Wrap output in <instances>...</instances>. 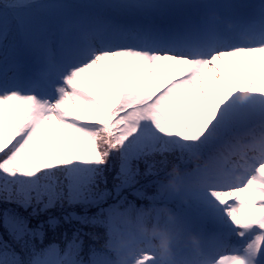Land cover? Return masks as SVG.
<instances>
[{
    "label": "snow or ice",
    "instance_id": "6c2138e0",
    "mask_svg": "<svg viewBox=\"0 0 264 264\" xmlns=\"http://www.w3.org/2000/svg\"><path fill=\"white\" fill-rule=\"evenodd\" d=\"M189 201L173 264H264V0H0V264H159Z\"/></svg>",
    "mask_w": 264,
    "mask_h": 264
},
{
    "label": "clouds",
    "instance_id": "9594fccd",
    "mask_svg": "<svg viewBox=\"0 0 264 264\" xmlns=\"http://www.w3.org/2000/svg\"><path fill=\"white\" fill-rule=\"evenodd\" d=\"M182 175L183 168L181 164L179 162H171L167 171V187L172 191L179 192ZM165 215L170 224H176L177 218L171 210L165 209ZM140 232L152 242L151 246L156 250L159 264H173L177 245L182 244L194 251H199L202 244L200 235L192 231L186 232L178 226L173 228L171 226L164 227L145 223L140 227ZM127 242L126 238L117 236V243L109 246L118 249L125 246Z\"/></svg>",
    "mask_w": 264,
    "mask_h": 264
},
{
    "label": "trees",
    "instance_id": "16d2710c",
    "mask_svg": "<svg viewBox=\"0 0 264 264\" xmlns=\"http://www.w3.org/2000/svg\"><path fill=\"white\" fill-rule=\"evenodd\" d=\"M180 206L181 205H179V207ZM171 207H172L174 213L178 216V219L182 224L185 222L186 219H191L194 222L193 224H190V225L185 224L186 232L192 231V232H196L198 234V225H199V223H197L198 220L189 211H187V209H186V211H182V210L178 209L175 204L171 205ZM193 218L197 221H195ZM191 225H194V226L191 227ZM2 231H3V228L1 226L0 232H2ZM188 251H190V248L184 249L185 253Z\"/></svg>",
    "mask_w": 264,
    "mask_h": 264
},
{
    "label": "rangeland",
    "instance_id": "374dc122",
    "mask_svg": "<svg viewBox=\"0 0 264 264\" xmlns=\"http://www.w3.org/2000/svg\"><path fill=\"white\" fill-rule=\"evenodd\" d=\"M217 2L219 3H242V2H246V0H217ZM110 179H111V176H110ZM109 187H111V183L109 184ZM191 204V208L193 211L199 213L198 217L201 218V209L198 207V205L196 204L195 201H189ZM207 222V225L208 223H215L214 224V227L217 228V232H216V235L220 234L221 232L225 231V229L222 228V226L218 225L216 222H214L213 220L211 219H207L205 220Z\"/></svg>",
    "mask_w": 264,
    "mask_h": 264
}]
</instances>
